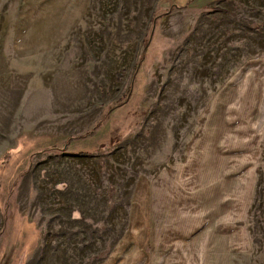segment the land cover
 <instances>
[{"label": "rangeland", "instance_id": "374dc122", "mask_svg": "<svg viewBox=\"0 0 264 264\" xmlns=\"http://www.w3.org/2000/svg\"><path fill=\"white\" fill-rule=\"evenodd\" d=\"M134 213L123 264H264V0H0V264H116Z\"/></svg>", "mask_w": 264, "mask_h": 264}, {"label": "crops", "instance_id": "0c3cea01", "mask_svg": "<svg viewBox=\"0 0 264 264\" xmlns=\"http://www.w3.org/2000/svg\"><path fill=\"white\" fill-rule=\"evenodd\" d=\"M129 227L131 229L129 230V232L127 233V236H126L127 237L126 245H127V243H128V245H127V247L125 246V248L123 249V255H122V258L120 259L121 261L120 260L117 261L116 264H123V263L128 262L130 260L128 258L131 257V254H133L135 252V213L133 214V222L131 223V225H129ZM189 244H192V242ZM229 244L232 245V243H230V242H229ZM234 245H235V240L233 243V247H234ZM195 248H196L195 257L197 260L199 259V261H201V263H203L202 259L206 258V261L210 262V264H215V259H216V255H217L216 251L214 250L215 248L207 251V250H205L203 244H199L198 240H196V242H195ZM132 256L134 257V255H132Z\"/></svg>", "mask_w": 264, "mask_h": 264}]
</instances>
